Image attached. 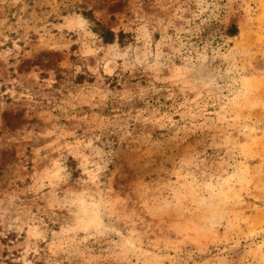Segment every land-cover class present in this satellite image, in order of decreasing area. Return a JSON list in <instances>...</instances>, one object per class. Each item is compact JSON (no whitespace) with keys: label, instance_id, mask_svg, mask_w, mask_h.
<instances>
[{"label":"rangeland","instance_id":"374dc122","mask_svg":"<svg viewBox=\"0 0 264 264\" xmlns=\"http://www.w3.org/2000/svg\"><path fill=\"white\" fill-rule=\"evenodd\" d=\"M0 264H264V0H0Z\"/></svg>","mask_w":264,"mask_h":264},{"label":"trees","instance_id":"16d2710c","mask_svg":"<svg viewBox=\"0 0 264 264\" xmlns=\"http://www.w3.org/2000/svg\"><path fill=\"white\" fill-rule=\"evenodd\" d=\"M237 26L235 25V24H230L229 26H228V29H227V31H226V34L228 35V36H235L236 34H237ZM109 34H111V36L113 35V33H111L110 31H107L106 33H105V35H104V39L105 40H107V38H105V37H107Z\"/></svg>","mask_w":264,"mask_h":264}]
</instances>
